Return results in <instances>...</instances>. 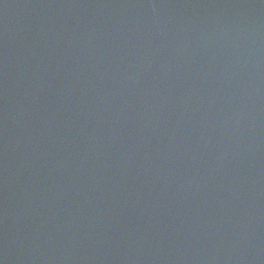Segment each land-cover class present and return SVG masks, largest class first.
Masks as SVG:
<instances>
[{
  "label": "water",
  "instance_id": "water-1",
  "mask_svg": "<svg viewBox=\"0 0 264 264\" xmlns=\"http://www.w3.org/2000/svg\"><path fill=\"white\" fill-rule=\"evenodd\" d=\"M0 264H264V0H0Z\"/></svg>",
  "mask_w": 264,
  "mask_h": 264
}]
</instances>
